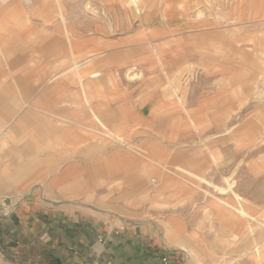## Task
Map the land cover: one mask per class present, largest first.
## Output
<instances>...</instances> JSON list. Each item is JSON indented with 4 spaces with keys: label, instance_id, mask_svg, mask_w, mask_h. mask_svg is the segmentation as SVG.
Returning <instances> with one entry per match:
<instances>
[{
    "label": "rangeland",
    "instance_id": "rangeland-1",
    "mask_svg": "<svg viewBox=\"0 0 264 264\" xmlns=\"http://www.w3.org/2000/svg\"><path fill=\"white\" fill-rule=\"evenodd\" d=\"M34 1L50 10L47 25L62 26L77 44L78 72L90 58L106 59L109 74H125L129 95L140 91L135 99L156 109V123L102 126L97 136L109 140L103 153H124L126 169L136 166L148 186L123 194L104 187L88 203L129 204L127 221L157 240L172 241L165 236L172 221L176 241L195 248L201 264H264L253 252L264 251V0H141L137 14L126 0ZM102 37L112 46L82 57L89 40ZM111 164L107 172L117 170ZM234 221L232 236L225 229Z\"/></svg>",
    "mask_w": 264,
    "mask_h": 264
},
{
    "label": "crops",
    "instance_id": "crops-1",
    "mask_svg": "<svg viewBox=\"0 0 264 264\" xmlns=\"http://www.w3.org/2000/svg\"><path fill=\"white\" fill-rule=\"evenodd\" d=\"M35 2L16 9L14 0H0V264H184L185 244L170 221L172 241L157 240L127 221L129 204L88 203L104 187L123 194L148 186L136 166L126 169L124 153H103L109 140L97 136L102 126L156 123L153 101L129 95L125 74H109L108 60L87 58L111 47L107 38L89 40L78 72L77 44L62 26L47 25L50 10ZM111 163L117 170L107 172ZM234 223L225 229L232 236Z\"/></svg>",
    "mask_w": 264,
    "mask_h": 264
},
{
    "label": "bare ground",
    "instance_id": "bare-ground-1",
    "mask_svg": "<svg viewBox=\"0 0 264 264\" xmlns=\"http://www.w3.org/2000/svg\"><path fill=\"white\" fill-rule=\"evenodd\" d=\"M126 2V5H128L129 7H131L132 8V11L133 12H137V11H140V6H141V0H126L125 1ZM142 10V9H141ZM142 12V11H141ZM140 12V13H141ZM137 14V13H136ZM62 19H63V17H62ZM75 60V59H74ZM76 62V60L74 61V63ZM261 87V86H260ZM262 97V96H261ZM256 106V105H255ZM260 107V106H259ZM262 129V128H261ZM257 130V129H256ZM263 131V130H262ZM262 133V132H261ZM258 155V154H257ZM259 157V156H258ZM257 177V176H256ZM255 178V177H254ZM155 186V185H154ZM157 186V185H156ZM159 194V193H158ZM238 212L240 213V214H242V215H244V216H246V215H248L247 213H246V211H244L243 209H241V210H239L238 209ZM261 219V218H260ZM169 223H171L174 227V230L173 229H170L171 230V233L173 234L174 233V237H176L177 235H179V232L177 231V230H175V223H173L172 221H170ZM168 226V225H167ZM168 232H170L169 230H168ZM254 235V234H253ZM184 247V249H185V251H187L188 252V254H189V257L191 258L190 260H191V263H193V264H201L203 261H205V259H203V257H201L199 254H198V252H197V250L195 249V248H193V247H188V248H186L185 246H183ZM264 248V247H263ZM255 250V251H254ZM254 250H253V252H255V254L254 255H256L257 257H262L263 256V252L264 251H262L263 249H262V245L260 246V245H256V247H254ZM252 252V251H251ZM254 255H252V256H254ZM255 256V257H256ZM254 259V258H253ZM261 260H262V258H260ZM255 260H256V258H255ZM254 260V261H255ZM261 260L259 261V262H261ZM257 261V260H256ZM260 264V263H259Z\"/></svg>",
    "mask_w": 264,
    "mask_h": 264
}]
</instances>
